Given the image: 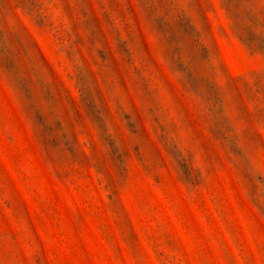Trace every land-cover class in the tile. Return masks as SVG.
<instances>
[{"label":"rangeland","instance_id":"374dc122","mask_svg":"<svg viewBox=\"0 0 264 264\" xmlns=\"http://www.w3.org/2000/svg\"><path fill=\"white\" fill-rule=\"evenodd\" d=\"M0 264H264V0H0Z\"/></svg>","mask_w":264,"mask_h":264}]
</instances>
